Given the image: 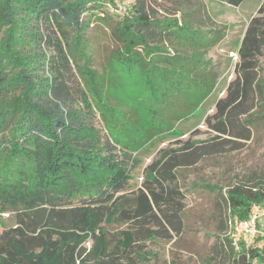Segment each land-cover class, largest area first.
Masks as SVG:
<instances>
[{
  "label": "trees",
  "instance_id": "obj_1",
  "mask_svg": "<svg viewBox=\"0 0 264 264\" xmlns=\"http://www.w3.org/2000/svg\"><path fill=\"white\" fill-rule=\"evenodd\" d=\"M107 1L0 0V212L16 213V224L0 232V264H153L159 253L147 242L171 241L183 230L178 169L224 152L217 139L240 127L237 119L252 108L254 93L264 97L263 1L240 42L236 77L217 101V113L207 117L218 134L162 149L145 168L142 186L125 193L143 148L175 134L166 101L180 120L213 93L217 74L203 56L220 38L212 40L192 17L156 18L151 0H133L126 15ZM175 1L178 11L184 9L185 2ZM223 1L237 6L244 0ZM91 14L119 18L113 31L121 44L113 57L141 81L121 117L105 101L104 83L91 67L84 35ZM167 41L195 51L178 54ZM94 111L110 135L91 124ZM204 186L219 191L224 204L221 235L205 264L264 263V243L236 249L231 237L235 218H247L255 203L264 205V180H240L225 191ZM117 220L131 225L112 241L104 224Z\"/></svg>",
  "mask_w": 264,
  "mask_h": 264
},
{
  "label": "rangeland",
  "instance_id": "obj_2",
  "mask_svg": "<svg viewBox=\"0 0 264 264\" xmlns=\"http://www.w3.org/2000/svg\"><path fill=\"white\" fill-rule=\"evenodd\" d=\"M180 1L185 2V6L178 11L179 1L151 0L153 14L162 20L168 17H192L193 24L200 27L212 40L220 38L216 44L206 47L208 51L203 56L205 61H209L208 70L217 74V84L213 93L194 115L180 120L167 99V112L175 123V134H164L162 138L159 136L143 148L138 164L130 171L131 178L125 193L134 192L142 186L145 168L158 157L162 149H174L189 140L207 142L218 134L208 126L207 117L217 113V101L226 96L229 82L236 77L240 42L249 21L258 13L264 0H244L237 6L223 0ZM110 4L117 9L120 6L125 7L126 12L121 13L122 15L130 13L132 5L127 0H110ZM197 8L199 10H196ZM99 17L95 14L87 16L92 24L90 23L84 32L86 46L91 58V67L101 76L104 83L102 89L105 101H108L116 109L118 117H121V114L130 111L132 98L136 90L140 89L141 81L138 72L131 77L124 73L113 57L121 44L113 31L119 18L112 15L107 19ZM167 42L168 47L178 54L191 55L195 51V47L191 45L181 49L176 44ZM259 73L260 78L264 79V55L260 57ZM250 106L252 108L248 113L237 119L240 127L231 128L229 135H222L217 139L223 142L224 152L206 156L192 166L178 169V185L184 195L183 230L180 235H174L171 241L158 239L147 242V249L159 253V258L152 260L153 264H205L216 235H221L224 204L220 192H213L204 184H218L225 191L229 184L240 180H264V97L260 96L258 91L248 100V107ZM94 112L90 113L91 124L102 136L110 135L104 117L98 111ZM246 119L250 120L246 122ZM240 133L249 136L244 138ZM129 166H132L131 162ZM15 224V211L0 212V232ZM130 225V222L117 220L105 223L104 227L110 239L116 241L121 232L128 230ZM263 243L264 226L261 238L249 245L241 243V246L260 247ZM253 264L264 263L254 260Z\"/></svg>",
  "mask_w": 264,
  "mask_h": 264
},
{
  "label": "built area",
  "instance_id": "obj_3",
  "mask_svg": "<svg viewBox=\"0 0 264 264\" xmlns=\"http://www.w3.org/2000/svg\"><path fill=\"white\" fill-rule=\"evenodd\" d=\"M132 4L133 0H127ZM109 9L121 14L126 12L125 7L120 6L119 9L114 8L109 1L106 2ZM237 57V56H236ZM264 226V205L253 204L250 214L245 219L235 218L232 222L231 237L236 249L241 248V243L248 245L253 243L256 238L262 235V227Z\"/></svg>",
  "mask_w": 264,
  "mask_h": 264
}]
</instances>
